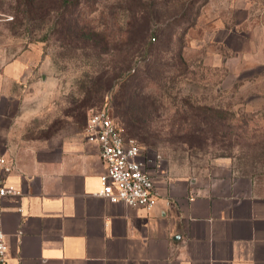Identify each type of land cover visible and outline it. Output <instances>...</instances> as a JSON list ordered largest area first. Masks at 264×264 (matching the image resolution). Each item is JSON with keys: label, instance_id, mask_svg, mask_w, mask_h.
Instances as JSON below:
<instances>
[{"label": "rangeland", "instance_id": "rangeland-1", "mask_svg": "<svg viewBox=\"0 0 264 264\" xmlns=\"http://www.w3.org/2000/svg\"><path fill=\"white\" fill-rule=\"evenodd\" d=\"M50 3L0 0V65L29 48L42 52L43 77L22 98L24 132L38 137L65 122L81 127L101 107L125 125L114 111L127 77L142 71L122 117L133 120L125 136L141 148L149 169L186 178L225 163L264 190V57H244L264 52V28L254 15L260 3L244 12L232 0H155L147 18L136 16L135 0H96L79 9V19L103 30L97 41H112L107 54L91 41L60 47L42 28ZM246 13L253 16L245 22ZM251 31L252 38L239 37ZM150 33L154 51L138 55Z\"/></svg>", "mask_w": 264, "mask_h": 264}, {"label": "crops", "instance_id": "crops-1", "mask_svg": "<svg viewBox=\"0 0 264 264\" xmlns=\"http://www.w3.org/2000/svg\"><path fill=\"white\" fill-rule=\"evenodd\" d=\"M259 3L254 15L264 28V0L232 7L246 12ZM42 71L35 48L0 65V157L17 192L0 199L6 264H264V190L230 165L186 178L148 169L158 199L146 211L98 195L105 165L86 141L87 120L38 137L24 132L22 98Z\"/></svg>", "mask_w": 264, "mask_h": 264}, {"label": "built area", "instance_id": "built-area-1", "mask_svg": "<svg viewBox=\"0 0 264 264\" xmlns=\"http://www.w3.org/2000/svg\"><path fill=\"white\" fill-rule=\"evenodd\" d=\"M86 141L96 144L105 165L100 176L102 185L98 195L110 203H124L129 207L151 210L158 195L141 148L125 137L123 130L112 120L106 107L92 109L87 114ZM10 172L7 161L0 157V199L17 192L5 183ZM7 246L0 222V264H6Z\"/></svg>", "mask_w": 264, "mask_h": 264}, {"label": "trees", "instance_id": "trees-1", "mask_svg": "<svg viewBox=\"0 0 264 264\" xmlns=\"http://www.w3.org/2000/svg\"><path fill=\"white\" fill-rule=\"evenodd\" d=\"M148 1V2H147ZM96 0H51L50 6L48 9L44 11V16H48L47 24L42 26V28H46L49 30V33L51 35H56V42L59 43L60 47L65 46L66 44H70L74 41V48H77V43H83L82 41H91L92 47L95 48L98 44L100 46V53L101 54H107L110 51L113 50V48L110 46L112 41L109 39H106L104 41H97L98 36H102L104 34L103 30H96L94 27L88 26L84 20H80L81 12L79 11L80 8L83 6L93 8L95 5ZM136 3V16L141 17H149L151 13L153 12V8L157 5L155 3V0H135ZM129 7V6H128ZM129 11V8L127 9ZM186 13L183 11L181 13V17L185 16ZM120 28V27H119ZM131 24L128 22V25L126 26L125 30H122V33L124 35H127L130 33ZM161 31L164 29H160ZM152 33L148 35V40H146L144 43H141L140 45V52H138V55H142V53H151L153 47V44H155L156 36H153V40L151 38ZM158 35V34H157ZM151 38V39H150ZM69 40V41H66ZM152 40V41H151ZM81 41V42H80ZM123 43H127V41H122ZM155 49V48H154ZM153 49V51H154ZM145 59V57H142ZM148 67H151L150 64H147ZM127 71L131 69V65H127L126 68ZM121 71H124L123 68ZM143 74L142 71L138 72V74H132L131 76H128V82L124 85V90L121 97L120 102L117 110H115V115L120 116L124 119L125 125L121 120H117V118L109 112L112 120L114 123H116L118 126H120L123 130L124 135L126 133H130L129 129L132 127L133 120H125L124 117L128 113L129 105H127L128 100L132 97L133 94H127L129 92V87L133 81L140 82V75ZM126 76L124 73H121V77ZM119 77V76H118ZM102 108V107H101ZM99 108V109H101ZM109 111V110H108ZM87 119V116H86ZM85 119V120H86ZM141 122H144L141 120ZM126 137V136H125ZM129 138V137H126Z\"/></svg>", "mask_w": 264, "mask_h": 264}]
</instances>
